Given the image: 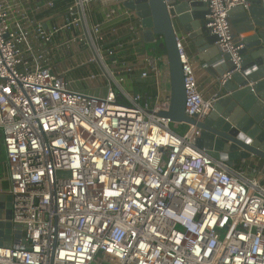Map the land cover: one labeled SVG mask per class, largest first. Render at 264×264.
Returning <instances> with one entry per match:
<instances>
[{
	"label": "built area",
	"instance_id": "built-area-1",
	"mask_svg": "<svg viewBox=\"0 0 264 264\" xmlns=\"http://www.w3.org/2000/svg\"><path fill=\"white\" fill-rule=\"evenodd\" d=\"M124 1L0 0V264H264L263 170L213 158L194 124L171 128L166 57L135 60L143 28ZM200 1L233 63L221 86L242 60L228 12L249 3ZM185 41V113L202 122L221 94Z\"/></svg>",
	"mask_w": 264,
	"mask_h": 264
},
{
	"label": "water",
	"instance_id": "water-1",
	"mask_svg": "<svg viewBox=\"0 0 264 264\" xmlns=\"http://www.w3.org/2000/svg\"><path fill=\"white\" fill-rule=\"evenodd\" d=\"M247 1L248 8L235 6L228 12L230 35L242 45L240 67L219 86L222 95L202 122L185 113L176 36L185 35V43L196 50L205 64L214 68L220 65L216 67L218 79L233 69L230 56L218 49L216 36L206 28L205 4L200 0H125L123 6L139 19L143 45L159 39V46L164 49L170 91L169 110L163 116L176 124L190 123L200 128L197 146L213 158L228 165L250 161L264 172V0ZM3 216L10 218V211L0 210V218ZM10 233V222H0V241L9 240Z\"/></svg>",
	"mask_w": 264,
	"mask_h": 264
},
{
	"label": "crops",
	"instance_id": "crops-1",
	"mask_svg": "<svg viewBox=\"0 0 264 264\" xmlns=\"http://www.w3.org/2000/svg\"><path fill=\"white\" fill-rule=\"evenodd\" d=\"M99 5H95V7L97 8ZM119 21V19H118ZM138 53H136L135 55H133L135 58V60H137V58L142 57L143 54L145 53H149L145 48L142 42H140V44L137 47ZM186 50L188 53V56L190 58V60L193 62L197 76L199 78V83L201 85V87H204L206 85L210 86L211 89H215L219 91V85H217V74H216V67H220V65H216V67L214 68L213 65H208L205 64L204 61L200 60L198 58V54L196 52V50L188 43L186 44ZM131 53V52H130ZM222 67V66H221ZM125 85L132 89V90H136L139 89L141 90V87L137 84H132L131 82L127 81L125 83ZM251 85V84H249ZM222 95V94H221ZM245 163L252 165V162L250 161H245ZM264 173V172H263ZM1 206H0V210L4 211V210H9V205L5 206L2 204V202H0ZM0 222H2L3 224L10 222L9 218H6L5 216H3V218H0Z\"/></svg>",
	"mask_w": 264,
	"mask_h": 264
},
{
	"label": "rangeland",
	"instance_id": "rangeland-1",
	"mask_svg": "<svg viewBox=\"0 0 264 264\" xmlns=\"http://www.w3.org/2000/svg\"><path fill=\"white\" fill-rule=\"evenodd\" d=\"M160 44V40L157 39L155 42H152V43H147V44H144V48L149 52V53H153V54H156V55H164V49L162 47L159 46ZM91 69H94L95 67L91 66L90 67ZM87 72V69L82 71V73H86ZM171 128L173 130H176V131H179V132H183L185 131V128L186 126L185 125H176V123L174 124H171ZM1 141V139H0ZM3 160H4V156H3V153L1 151L0 153V185L3 186L4 184V178H3V174H4V163H3ZM8 195L5 194L3 192V190H0V202H2L3 205L7 206L8 205Z\"/></svg>",
	"mask_w": 264,
	"mask_h": 264
},
{
	"label": "trees",
	"instance_id": "trees-1",
	"mask_svg": "<svg viewBox=\"0 0 264 264\" xmlns=\"http://www.w3.org/2000/svg\"><path fill=\"white\" fill-rule=\"evenodd\" d=\"M140 89V88H139ZM139 89H136V91H139Z\"/></svg>",
	"mask_w": 264,
	"mask_h": 264
}]
</instances>
